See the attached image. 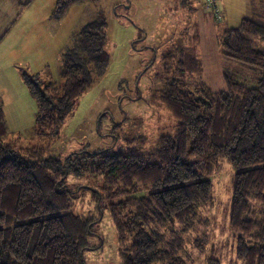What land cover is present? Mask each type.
I'll use <instances>...</instances> for the list:
<instances>
[{"label":"trees","instance_id":"1","mask_svg":"<svg viewBox=\"0 0 264 264\" xmlns=\"http://www.w3.org/2000/svg\"><path fill=\"white\" fill-rule=\"evenodd\" d=\"M87 1L56 0L52 17L62 19ZM257 38H264V24L247 17L220 36L227 55L260 70L255 86L226 74L225 88L195 95L185 89V71L196 70L198 59L184 54L187 61L179 62L160 94L176 120L174 133L161 135L154 147L145 137L133 139L125 153L46 155L74 101L108 69L106 18L74 34L60 83L24 72L37 102L35 135L45 144L21 145L0 105V264H87L85 252L100 246L90 238L105 209L118 234L121 264H185L182 240H168L165 229L187 225L212 199L210 176L224 159L235 170L229 217L236 255L245 264H264V48ZM94 172L103 176L104 192L79 187L91 190L100 211L78 213L69 177Z\"/></svg>","mask_w":264,"mask_h":264},{"label":"rangeland","instance_id":"2","mask_svg":"<svg viewBox=\"0 0 264 264\" xmlns=\"http://www.w3.org/2000/svg\"><path fill=\"white\" fill-rule=\"evenodd\" d=\"M12 2L0 0L1 29L9 19H17L6 28L9 41L25 24L32 27L27 43L34 59L32 69H25L46 82L62 81L63 53L73 46L75 33L98 17L108 22V69L74 101L47 156L64 159L79 150L125 153L134 145L133 139L145 137L146 146L154 147L161 135L173 134L176 120L160 94L165 82L175 76L179 62L186 60L184 54L198 59L196 70L188 73L187 63L183 67L187 70L185 89L195 90L198 96L225 88L226 74L249 86H255L260 76L258 68L227 55L220 36L246 17L264 24V0H92L74 4L59 20L52 17L56 0H23L16 6ZM256 43L264 48V38H257ZM13 73L12 85L0 81V105L8 109L12 135L28 148L44 145L45 140L35 135L37 102L15 69ZM10 112L17 117L10 119ZM96 174L69 177L70 187L77 189L78 213L100 211L91 190L79 187L102 190L105 180ZM234 175L230 163L220 160L210 176L212 199L187 225L175 223L165 229L168 240H182L185 264H245L236 255L237 239L230 227ZM103 214L95 226L96 235L90 238L91 245L100 246L85 252L86 262L121 264L116 228L108 209Z\"/></svg>","mask_w":264,"mask_h":264},{"label":"crops","instance_id":"3","mask_svg":"<svg viewBox=\"0 0 264 264\" xmlns=\"http://www.w3.org/2000/svg\"><path fill=\"white\" fill-rule=\"evenodd\" d=\"M13 1L15 3V6L16 4L23 3V0H13ZM12 20H14V18L9 19V23H6L7 27H4L3 29H1L3 19L0 18V81L2 82L4 86L12 85L11 78L16 79L13 73L14 69L15 71H17L18 78L21 80H24L23 73L27 72L26 69H29V68L32 69V64H33V59H34V58H31L30 53H28L30 49L27 43L28 35L31 34V32L33 31L31 30L32 27L26 28V24H25L18 31H16V34L13 36V38H11V40L8 41L9 31H7L8 29L6 30V28H9L10 24L12 23L14 26L17 19L15 18L14 22ZM31 40L32 41L34 40L33 37H31ZM6 41H8V43ZM10 52L12 54L11 58H9ZM25 64L28 67H22ZM3 108L5 110V116H7L8 109H6V107H3ZM9 114L11 116L10 119H14V116L15 118L17 117L16 115L13 114V112H10ZM8 119H7V122H8Z\"/></svg>","mask_w":264,"mask_h":264},{"label":"built area","instance_id":"4","mask_svg":"<svg viewBox=\"0 0 264 264\" xmlns=\"http://www.w3.org/2000/svg\"><path fill=\"white\" fill-rule=\"evenodd\" d=\"M213 1H216V0H212V2H213Z\"/></svg>","mask_w":264,"mask_h":264}]
</instances>
